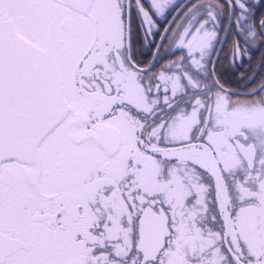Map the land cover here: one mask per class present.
<instances>
[{
	"label": "snow or ice",
	"instance_id": "6c2138e0",
	"mask_svg": "<svg viewBox=\"0 0 264 264\" xmlns=\"http://www.w3.org/2000/svg\"><path fill=\"white\" fill-rule=\"evenodd\" d=\"M0 264H264V0H0Z\"/></svg>",
	"mask_w": 264,
	"mask_h": 264
}]
</instances>
